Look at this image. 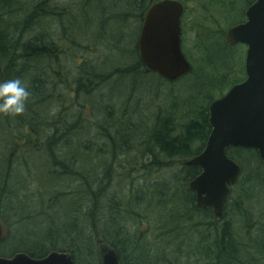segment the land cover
<instances>
[{
	"label": "trees",
	"instance_id": "trees-1",
	"mask_svg": "<svg viewBox=\"0 0 264 264\" xmlns=\"http://www.w3.org/2000/svg\"><path fill=\"white\" fill-rule=\"evenodd\" d=\"M155 2L0 0V75L30 92L22 116L0 115V218L10 229L0 257L59 251L102 264L107 244L122 264H264V214L247 207L264 210L258 153L229 151L242 173L222 221L197 207L189 184L201 171L183 164L205 149L209 106L245 79L244 47L216 35L207 58L216 73L199 69L206 82L195 94L145 115L151 94L194 79L193 68L169 82L142 63L138 38ZM129 10L140 12L133 47H120L121 66L103 61L102 42L120 44L116 23Z\"/></svg>",
	"mask_w": 264,
	"mask_h": 264
},
{
	"label": "water",
	"instance_id": "water-1",
	"mask_svg": "<svg viewBox=\"0 0 264 264\" xmlns=\"http://www.w3.org/2000/svg\"><path fill=\"white\" fill-rule=\"evenodd\" d=\"M184 7L165 0L153 5L146 16L139 38V51L148 71L174 82L191 71L182 50V16ZM247 21L231 28L226 35L230 46L245 45L247 79L235 85L209 109L211 133L203 152L184 161L197 167L201 174L189 187L196 194V205L212 209L222 220L231 187L241 176V167L228 152L231 149H254L264 163V0H257L246 12ZM0 81L2 78L0 76ZM10 230L0 218V243ZM102 264H122L119 254L107 244H100ZM0 264H75L69 252L53 251L43 259L19 253L0 258Z\"/></svg>",
	"mask_w": 264,
	"mask_h": 264
},
{
	"label": "rangeland",
	"instance_id": "rangeland-1",
	"mask_svg": "<svg viewBox=\"0 0 264 264\" xmlns=\"http://www.w3.org/2000/svg\"><path fill=\"white\" fill-rule=\"evenodd\" d=\"M66 4H70L71 0H64ZM148 1V0H146ZM151 1V0H149ZM159 1V0H152ZM162 1V0H161ZM181 1L185 7L186 12L184 13L183 18V50L186 54L187 59L190 61L193 67V74L191 75L194 79L189 82L183 81L175 84L173 88H160L159 91L151 94V99H154L153 102L150 101L151 108L148 109L147 104L144 107L145 115H151L155 110H159L160 108L165 109L171 102H174L176 96L178 98L184 99V97H188L196 93L197 88L200 86V83H205L204 78H209L216 73V68L213 67L207 58L211 57L212 53H210L209 45L216 39V35L218 38L220 34L227 32L228 29L232 28L239 23L243 19V14L248 7L247 0H178ZM121 10L122 8L119 7ZM124 10H126L124 8ZM116 12H109L108 16L115 18V21L119 19L117 16H112ZM119 14H121L118 11ZM140 12L129 10V15L132 17L125 24L116 23V33L117 36H120V44H117L115 41H107L102 40V49L101 52L103 61L108 62L109 60H113L112 64L122 65L124 63L123 60L118 58L120 51V47L132 48L133 47V33L139 26L138 23V15ZM121 32V34L119 33ZM111 38V37H110ZM112 39V38H111ZM243 49V48H242ZM244 50V49H243ZM246 50V49H245ZM244 57L245 58V52ZM243 55V54H242ZM238 56L233 63L236 64V60H238ZM111 62V61H110ZM233 65V64H232ZM126 67V66H125ZM112 68V67H111ZM201 69V76L197 78L196 73ZM237 71L239 67L237 68ZM200 72V71H199ZM239 74L238 72H232L230 75ZM153 88H158V83L155 80H152ZM185 83V85L183 84ZM204 90H209L208 87L204 88ZM155 91V90H153ZM185 92V93H184ZM142 104L145 103L144 100H141ZM150 117V116H149ZM151 123V122H149ZM237 190V188H236ZM235 190V192H236ZM259 198V194H258ZM248 200L245 198V201ZM249 203L250 201H246ZM263 203V202H262ZM247 207H253L254 210L257 211L256 215L261 216L264 214V210H262L261 206L247 204ZM258 208V209H256ZM260 221L263 218L258 217ZM64 220V219H63ZM263 223V222H262ZM256 258V255L255 257Z\"/></svg>",
	"mask_w": 264,
	"mask_h": 264
},
{
	"label": "clouds",
	"instance_id": "clouds-1",
	"mask_svg": "<svg viewBox=\"0 0 264 264\" xmlns=\"http://www.w3.org/2000/svg\"><path fill=\"white\" fill-rule=\"evenodd\" d=\"M30 92L19 78L0 81V115L20 117L26 112Z\"/></svg>",
	"mask_w": 264,
	"mask_h": 264
},
{
	"label": "flooded vegetation",
	"instance_id": "flooded-vegetation-1",
	"mask_svg": "<svg viewBox=\"0 0 264 264\" xmlns=\"http://www.w3.org/2000/svg\"><path fill=\"white\" fill-rule=\"evenodd\" d=\"M255 2H257V0H254L253 3H252L250 6H248V8L251 7ZM248 8H247V9H248ZM246 11H247V10H246ZM244 15H245V19H246V12L244 13ZM244 22H246V21L244 20L243 22H239V23H236V24H241V23H244ZM7 239H8V238H7ZM6 241H7V240H6ZM6 241H5V242H6ZM5 242L0 243V245H3ZM16 255H17V254H14L12 257H0V258H13V257L16 256Z\"/></svg>",
	"mask_w": 264,
	"mask_h": 264
}]
</instances>
